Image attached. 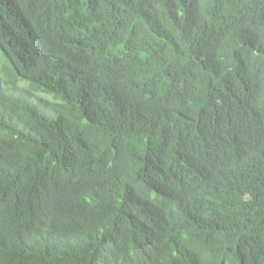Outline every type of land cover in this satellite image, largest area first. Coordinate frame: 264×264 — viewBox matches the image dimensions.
<instances>
[{
  "label": "trees",
  "instance_id": "trees-1",
  "mask_svg": "<svg viewBox=\"0 0 264 264\" xmlns=\"http://www.w3.org/2000/svg\"><path fill=\"white\" fill-rule=\"evenodd\" d=\"M0 264H264V0H0Z\"/></svg>",
  "mask_w": 264,
  "mask_h": 264
}]
</instances>
